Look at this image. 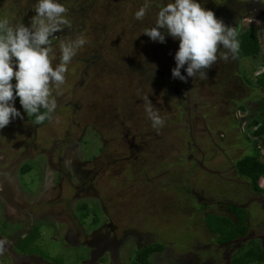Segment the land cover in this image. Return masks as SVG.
<instances>
[{
  "label": "rangeland",
  "instance_id": "obj_1",
  "mask_svg": "<svg viewBox=\"0 0 264 264\" xmlns=\"http://www.w3.org/2000/svg\"><path fill=\"white\" fill-rule=\"evenodd\" d=\"M231 1L201 0V3L205 8L213 10L217 17H221L219 8L224 5L229 6ZM233 1L235 4L239 3L243 10L248 3H253L254 9L251 12H257L264 8V0ZM35 2L36 0H0V17H7L12 22H22L28 25L31 17L35 14ZM231 5L233 6V4ZM233 8L228 12H232ZM156 13L157 10L151 15L153 20L156 19ZM97 15L100 14L97 13ZM97 15L93 14L87 18L88 25H83L82 22L78 23L77 21L76 23L71 22L70 27L73 24L77 25L73 27V32L72 30L63 32L62 27L50 37L51 46L55 53L53 64L59 60V43L61 41L74 39L79 34H83L87 38V43L77 51L70 62V64L76 65L75 68L73 66H71L72 69L70 68L71 77L69 78V72L65 75V83L58 90L59 94H57V90L54 89L53 91L56 100L59 99L53 119L49 123L38 125L32 120V117L27 116L20 103L14 101L15 107L20 110L22 117L12 119L8 125L0 128V156L3 157L4 154L7 156L5 158L6 164L15 161L18 163L9 173L15 180L14 188H17L16 182L18 181L20 189L22 188V192H17L20 199L26 198L32 202L39 197L41 184L44 185L51 178L50 184L54 189L46 194L53 199L40 201V208L44 211L50 210L53 213H60L61 221L65 222L70 221L69 213L76 215L77 224L80 227L85 226L88 234L100 231V236L106 240L111 238L113 243L115 240H119L123 229H127L131 235L125 239L122 245L120 244L121 250L118 259L121 264H131L127 259L129 252L131 262H135L133 257L135 252L132 249L136 245L133 243L132 228L151 235L154 239L153 244L166 242V247L169 245V251L173 247L181 251L186 248L188 241L193 238L196 230L202 229V225L204 227L201 231L203 234L205 233V239L209 242L214 240L216 237L208 238L211 234L209 231L215 232L209 228V225L215 227L219 223L224 224L223 218L208 212L202 219L201 214L203 213L199 212L201 214L198 216L195 211L203 210L204 206L195 204V200L190 195H186L182 189L171 187L177 183L191 185L198 194H204L208 201L212 200L213 203H209L210 209L213 210H225L224 203L227 200L240 202L244 199L242 192L244 187H237L234 183L220 180L219 175L209 176L194 165L193 158L188 159L187 156L199 157L202 151H205L204 155L207 157L210 168L223 170L220 175L245 180L243 176L235 173L236 169L233 170V164H236L241 156L254 153L252 134L256 127H249V120L247 124H242L244 132L248 133L250 140H246L244 136L240 137L238 134L237 122L232 117L234 107H232L230 100H235V97L240 98L243 93L238 87L235 89L233 86L236 80L234 68L237 67V73L243 79L251 78L255 85L254 87L246 86V89H249L245 94L252 92V99L256 98L257 94L258 96L260 93L264 94V87H259L260 92L252 89L257 87L258 74L264 70V47H261L257 56L240 58L237 65L232 60L229 62V58L227 59L228 62L222 59L220 54L224 49H221V51H217V54L220 55L217 56V61L219 62V58L221 60L219 63L215 62V66H219L214 68L215 70H206L207 79L201 80L198 75L192 78L194 102L198 104L199 110L208 113L209 118H206L213 130L214 140H212L205 132L206 130L203 129L204 125L201 118L195 115L193 109L188 112L186 105H183L185 101L181 102L182 100L180 101L176 94L166 95L162 88L159 93L150 89L143 90L142 84L138 83L143 80L144 75L141 79L137 73H131L130 60L123 61L127 55L132 56L126 54L131 52H128L127 48L118 50L108 42L109 37L104 36H108L112 31L106 34L103 29L93 27L98 23L95 19ZM111 19L110 17L109 20ZM239 22H241L240 31L254 27L261 40L259 18L243 16ZM80 26L82 29H79ZM135 44H130L133 46L132 53L137 50ZM175 46L178 48L177 44ZM96 48L105 54L103 62L96 63L93 60L84 62L82 59L96 52ZM118 53L121 60L119 58L115 61ZM157 55L154 59L153 56L149 59V65L165 68V63H167L165 56L163 54ZM236 57L239 58L238 55ZM149 75L148 73L146 77L151 81ZM181 82L185 84L186 81ZM71 87L74 88L73 92ZM182 89L183 94L187 95L185 88ZM121 95L128 101H124ZM92 97L96 103L89 102ZM144 97L149 98L153 109L164 118V125L159 131L151 126V121L147 117ZM68 102H75V104L82 106L80 115ZM65 104L66 107H62ZM89 104L94 107L93 109L96 107L99 110L98 115L101 113L104 117H108L107 120L104 117H96V121L107 133V135L105 133L104 145H106V150L104 154H101L102 140L94 131H84L85 124L90 122L91 117L95 116L93 113L96 111L95 109V111L92 110L93 113H90V110L88 111ZM204 114L206 115V113ZM245 114V111L241 110L239 116L244 117ZM74 115L76 122L80 124L72 122ZM260 115H264L263 105L258 110L257 116ZM57 118L59 122H57ZM220 129H224L226 132L223 138L218 136L217 130ZM256 140L261 153L264 154L263 139L258 138ZM218 146L223 149L218 148ZM67 148L69 150L67 168L71 180L85 189L83 193H76V200L71 198L74 194L73 191L68 190L70 181L67 179L68 175H65L66 170L63 165L62 175L55 172L52 175L47 169L48 163H53L58 169H61L59 157L64 155ZM94 154H98V160H92ZM102 155L106 162L108 159L109 161L115 159V157L120 160H115L116 162H112L113 165L111 164V166H104L103 171L100 170L99 174L93 177L91 181L93 172L87 176L83 169L94 170L96 168L95 162H97L96 164L102 163L100 160ZM88 159L91 161L86 162ZM80 162L83 165H80ZM25 163H30L32 168L23 175L20 172V167ZM156 163L162 164L160 168H156ZM6 164L3 163L1 166ZM75 166H77L76 168L79 167V170H76ZM137 167H141L140 170L146 169L144 172L147 176L134 173ZM161 168L162 171L159 172ZM132 172L133 174H131ZM260 182L263 186L264 178ZM59 183L62 184L60 193L57 190ZM24 188L32 191L29 196L23 192ZM83 204L87 205L86 212L81 208ZM237 214L245 217L248 215L245 210H238ZM210 215L212 216L210 217ZM0 216L3 217L2 212ZM249 217L252 220L258 218V212L255 211V208L254 213ZM110 220H113L118 226L115 232L107 230V223ZM65 222H60V227L63 230L61 233L58 232L55 224L42 222L35 227L34 234L23 243L28 244L30 248L34 247L35 251L50 262L80 264L82 258H88L90 250L80 244H72L64 238V231H67ZM191 227L196 230H191ZM231 231V227H225L219 233L228 234ZM91 234L89 237L92 236ZM84 236V234L80 236L81 241L84 240ZM109 253V249L105 250L99 261L103 259V264L109 262ZM167 257L170 255L166 256V251H164L154 257L153 260L155 259L157 264H165ZM142 263L144 264V262Z\"/></svg>",
  "mask_w": 264,
  "mask_h": 264
},
{
  "label": "flooded vegetation",
  "instance_id": "obj_2",
  "mask_svg": "<svg viewBox=\"0 0 264 264\" xmlns=\"http://www.w3.org/2000/svg\"><path fill=\"white\" fill-rule=\"evenodd\" d=\"M233 4V6L231 5ZM231 4L229 6L224 5L222 8H219V11H221L220 16L218 18H221L226 24L231 25L235 27L238 30V34L241 32L240 27H241V22H239L240 18H243V16H250V18L257 17L260 20V34H261V47H264V8L260 11H253L251 12L252 9H254V4L248 3L244 8L242 9V6L238 3L235 4V2L232 0ZM234 7V8H233ZM232 9V12H228V10ZM249 12V13H246ZM246 14V15H245ZM251 20V19H250ZM253 20V19H252ZM169 40L171 42V48L173 53L175 54V51L177 50V47L175 46L176 44H179L178 39H173L169 35ZM176 42V44H175ZM223 48V47H222ZM226 50V49H225ZM227 51V50H226ZM229 59L234 61L236 65L239 63V58L235 57L233 58L231 54L229 53ZM219 58V62H220ZM227 61V60H226ZM227 61V62H228ZM218 62V61H217ZM218 62V63H219ZM228 64V63H227ZM171 65L174 67L175 66V60ZM215 65V63H214ZM219 66V65H218ZM216 66L215 68H217ZM170 67H167V72L170 71L169 75L171 74V69L169 70ZM169 70V71H168ZM234 76L236 78L234 87L239 88L243 94L240 95V98H234L235 100H230L232 107H234V115L232 116L234 121L236 123V127L238 130V134L241 136H244L246 140H248L250 137L248 133L242 128L243 125L249 120L248 124L258 115V110H260V106H264V100H263V93H260L259 96H255L256 98L252 99L251 97L253 96V93L248 94L246 89V86L250 87L247 85L246 81L237 73L238 69L237 67L234 68ZM181 72L186 75L184 72V69H181ZM187 83L185 86H175L174 92L179 97V100L181 102L185 103L183 104L186 108L187 111L190 112V110H194L195 115H197L199 118H201L204 128L211 137L212 140H214L213 137V130L208 124L207 118L208 113L199 110V106L197 103L194 102V95H193V85H192V77H188L186 80ZM182 88H185L187 91V95H184L182 92ZM255 89L257 92H260V88H252ZM255 91V92H256ZM256 92V93H257ZM236 95V92L234 93ZM245 94V95H244ZM178 105V104H177ZM180 105V104H179ZM182 105V104H181ZM90 113H93L92 108L89 109ZM241 110L245 111V116L241 117L239 116L241 113ZM95 111V110H94ZM206 113V115L204 114ZM96 115L95 113H93ZM97 116L91 117L90 122H88V125H85L84 131H89L91 130L95 132V134L102 140L103 144L101 147V154L105 152V147L104 145L105 142V137L103 134H99L95 124L98 123L96 121ZM207 117V118H206ZM240 117V118H239ZM73 123H77L76 119H73ZM237 120V121H236ZM243 124V125H242ZM39 125V124H38ZM218 131V136L219 137H225L226 132L224 129L217 130ZM224 131V132H223ZM239 137V138H240ZM238 138V137H237ZM216 144V142H213ZM58 144V143H56ZM55 148V146H53ZM218 148H221L218 146ZM223 149V148H221ZM68 148L65 150L64 155L60 156V167L61 169H58L53 163L47 164V169L52 173H59V175L63 174L62 168L64 167L66 172L65 175H68V180L70 181V186L69 189L70 191H73V196L71 198H76V193L77 192H84L85 189L84 187L82 188L80 185L73 183L71 180L70 172L68 170ZM205 151H202L201 156L196 157V156H187L188 159H192V162L194 163L195 166H197L200 171L205 172L209 176H218L220 180H226V182H231L234 183L238 186L244 187L243 189V194H244V199L242 201H235V200H227L225 202V210H213L210 209V203L212 200L208 201L207 197L204 194H198L197 191L195 190L194 187L191 188V194L193 196V200H195V204L202 205L204 206V209L201 210L199 209L196 214L199 216V212H202L201 218L203 219L204 215H206L208 212L209 213H214V214H219L221 216H225L227 218L232 219L235 223H238L240 220V215L237 214L236 209H230L231 206H239L245 210L248 215L244 218L246 225H247V231L243 234H238L234 237H231L227 240L222 241L221 237L222 234L219 233V231H216L212 233L209 231L211 234L208 238L216 237L214 240H206L204 237V234L202 233L201 230H203V225L201 230H196L195 228L191 227V230L194 229L196 232L193 235V238L188 241V244L186 248H184L182 251L177 250L174 247L169 251L168 249L169 245L165 247V249L159 253H162L166 251V256L167 261L165 264H234V258L236 255H238L241 251H246L250 247H255L257 251L264 252V184L263 186L261 185V182L259 180V187L256 188L252 183L245 179H238V177H231V176H223L220 175L219 170H216L215 168H210L208 162H207V157L204 155ZM3 154V152H2ZM98 154H94L92 156V160H98L97 156ZM7 156L4 154L3 157L0 156V213L2 212L3 217L0 216V264H56L54 262H50L49 260L45 259L43 256H41L37 251H35L34 247L30 248L28 244L23 243L24 241L26 242L28 238H30L34 234L35 227L42 223V222H49L52 224H55L57 226L58 232H63L62 228L60 227V222H65L61 221V215L60 213H53L49 211H44V209L40 208V201L42 200H52L53 197H48V192H51L54 187L50 184V181L52 180L51 178L49 179L50 181H47L44 185L41 184V189L39 190V197L34 199L32 202L28 201L26 198L23 200L20 199L19 193L22 192V188L20 189L19 187V182H16L17 188H14V179L10 176L9 173L12 172V170L18 165L17 161L13 163H5V158ZM103 155L101 156V161L102 163L96 164L95 162L94 165H96V168L90 169V170H84L89 176V173L91 174V181L93 180V177H95L97 174H99L100 170L103 171L104 166H111L112 162L114 159L109 161V159L104 161L103 160ZM202 159H201V158ZM19 160V159H18ZM91 161L90 159L86 160V162ZM6 164L5 166H1L2 164ZM10 164V166H8ZM80 165H83L81 162L79 163ZM207 164V165H206ZM63 165V167H62ZM113 165V164H112ZM22 166L20 167V172L24 175L26 172H22ZM103 166V167H102ZM77 166H75L76 168ZM233 170H235V164H233ZM76 170H79V167L76 168ZM88 171V172H87ZM236 173V171H235ZM53 175V174H52ZM51 175V177H52ZM65 177V176H64ZM263 179V178H262ZM21 181V180H20ZM225 182V183H226ZM44 183V182H43ZM84 183V182H83ZM22 184V182H21ZM59 193L61 192L62 189V184L59 183L58 187ZM241 189V188H240ZM50 190V191H49ZM242 190V189H241ZM19 192V193H17ZM23 192L26 194V196H29L32 192L30 190H27L26 188L23 189ZM38 192V191H37ZM58 193V195H59ZM78 195V194H77ZM36 201V202H35ZM213 203V202H212ZM194 206V205H193ZM201 206V207H202ZM105 207V206H104ZM254 208L255 211L258 212V218L255 220H252L249 215L254 213ZM70 221L65 222V227L67 231L65 232L64 238L67 239L69 242L72 244H80L84 248H89L90 252L88 254V258H82L80 260V264H103V259L102 261H99V258L103 256L105 250L109 249V254H110V261L107 262L106 264H121L119 258L120 255V244L127 239V237L131 234H129V231L127 229H123V232L121 234V237L118 238L116 235V238L119 240H115V243H113L110 239L108 238L107 240L104 239L101 235V232H94L93 234L89 233L85 226H79L77 224V216L73 214H68ZM67 224V225H66ZM105 225V224H103ZM102 227V226H101ZM117 224L113 221L110 220L107 223V230L111 231H116ZM208 229L207 227H205ZM106 229V228H104ZM104 233V232H103ZM219 233V234H218ZM84 236V240L81 241L80 236ZM90 234L92 235L91 237ZM132 234L134 235L133 237V243L136 245V249H132L135 254H134V260L135 262H131L130 259V252L127 254V259L131 264H142L141 263V251L147 247L150 244H153L154 239L151 235L148 233H143L139 232L137 229L132 228ZM136 236V237H135ZM138 236V237H137ZM173 243V242H172ZM171 243V244H172ZM172 246V245H171ZM177 254H174L175 252ZM174 252V253H173ZM158 253L157 251L152 252L150 255H148L147 259L150 263L155 264V259L153 260V254ZM169 254V255H168ZM173 255V256H172ZM105 262V261H104ZM261 264H264L262 262Z\"/></svg>",
  "mask_w": 264,
  "mask_h": 264
},
{
  "label": "clouds",
  "instance_id": "obj_3",
  "mask_svg": "<svg viewBox=\"0 0 264 264\" xmlns=\"http://www.w3.org/2000/svg\"><path fill=\"white\" fill-rule=\"evenodd\" d=\"M152 5L153 0H144L133 13L134 19L143 20ZM157 7L154 24L142 32L161 43L166 35L178 39L175 66L171 69L174 78L186 81L188 77L198 75L201 80L207 79L206 69L217 61L218 47L227 50L221 57L224 60L229 58V53L233 58L238 55V30L218 18L213 10L205 8L201 0H168L167 3L158 0ZM67 12L68 8L61 0H36L35 14L28 25L0 17V128L8 125L10 120L22 117L14 105L17 97L24 112L28 117H34L36 124L53 119L57 109L53 91L55 89L59 94L68 65L87 43L83 34L61 41L59 62L53 64L55 53L50 37L62 27L70 26ZM182 68L186 75L181 72ZM144 99L151 126L159 131L164 118L153 109L148 97Z\"/></svg>",
  "mask_w": 264,
  "mask_h": 264
},
{
  "label": "trees",
  "instance_id": "obj_4",
  "mask_svg": "<svg viewBox=\"0 0 264 264\" xmlns=\"http://www.w3.org/2000/svg\"><path fill=\"white\" fill-rule=\"evenodd\" d=\"M61 2L64 3L65 6L68 8V12L66 13V16L72 23H76L77 21L78 23L82 22L81 24L83 25L84 24L88 25L87 18L90 15H93V14L97 15V13L100 14V15H97V17L95 18L97 19L96 22L98 23L95 24V26L93 27L95 28L98 27L101 30L103 29V31L106 32V34L107 32L112 31L110 32L108 36H104V37H109L108 42L112 46H115V48L118 50L127 48L128 52H131V53H126V54H131L132 56L127 55V57H125L123 61H126L127 59L130 60L129 62H130L131 73L132 72L137 73L138 76L140 75L141 79H142V75H144L143 80H141V82L138 83V84H142L141 86L143 87V90L150 89L156 93H159L160 89L162 88V91L166 95H169V94L175 95V92H174L175 86H178V85L185 86V84L187 83L186 81L184 84L181 82L179 78H174L173 76L169 75L170 68H173L171 63H173L174 61V53L171 48V42L169 40V35H166L165 41L161 45V42L151 40L147 36V34L142 32L145 28L151 27L154 24L153 22H155V20L152 19L151 15L154 13L155 10L158 11V7H157L158 0H153V5L149 11V14H147L143 20H135L133 17V13L144 3V0H61ZM162 2L165 3V0H162ZM110 17L112 18L111 20H109ZM114 20L117 22H115ZM121 21H124V22H121ZM74 26H77V25L73 24L71 27L64 26L62 30H64L63 32H67L69 30L70 31L72 30L73 32ZM79 29H82V27ZM161 31H164V30L161 29ZM106 34L104 33V35ZM238 40L240 42V49H239L238 57L240 58L248 57V56L254 57L260 53L261 43H260L258 33L254 27H249L241 31L238 34ZM131 43L132 44L136 43L135 45H137V50L134 53H132L133 46L130 45ZM96 49H97L96 52L87 55L82 60L84 62L90 61V60H93L96 63L103 62V60L105 59V54H102V52H100L98 48ZM221 49H224V48L219 47L218 51L219 50L221 51ZM221 52L222 53L220 55H222L223 53L227 51L224 49ZM157 54H163L165 56V60L167 61V63H165V68L155 67V66L152 67L151 65H149L150 64L149 59L152 56H153L152 58L154 59L155 55ZM220 55L217 54V56H220ZM116 58L117 59L115 61L119 60V58L121 60V56L119 53L118 55H116ZM58 62L59 60L57 61V63ZM263 63H264V58H263ZM55 64L56 63H54V65ZM71 66H73L74 68L76 67L75 64L74 65L72 63L69 64L68 66L69 70L65 73V75L68 72L69 74L71 73V69L73 68V67L71 68ZM167 67H170L168 70L169 72L166 71ZM215 67L216 66L213 64L210 68H208V70L209 69L215 70L214 69ZM148 73L150 74L149 76L151 77V81L148 80L146 77ZM70 77H71V74L69 75V78ZM244 80L246 81L247 85H249L250 87L255 86L251 78H246V79L244 78ZM14 82L15 81L13 78V83ZM256 86L264 87V70L260 74H258ZM72 88L73 87H71V89ZM73 90L74 88L72 89V92ZM121 97L123 98L124 96L121 95ZM123 100L128 101V99H124V98ZM15 101L19 102V98L17 97ZM89 102H92V104L96 103L94 102L93 97L92 99H90ZM68 103L70 104L71 107L75 109V111L77 110L76 112H78L79 113L78 115H80L82 106L80 104L79 105L75 104V102H68ZM58 104H59V101L57 103V106ZM62 107H66V104L63 105ZM90 108L93 109L94 107H92V105L89 104L88 111ZM95 113H96L95 116L104 117L101 113L98 115L99 113L98 109H96ZM260 116H256L248 124L249 127H256L252 134L254 137V139H252V141L254 142L253 143L254 147H255L254 153L245 154L241 156L235 164L236 172L239 175L243 176L245 179L249 180L252 183V185H254L256 188L259 187V180L264 178V157H262L264 156V154L261 153L258 141L256 140L259 138V139H263L264 141V115H260ZM72 117H74L72 119H75L76 116L74 115ZM104 118L107 120L108 117L105 116ZM32 120L34 121V117H32ZM49 122H50L49 120H45L42 123H49ZM79 122H82V120H79ZM76 124H80V123L77 122ZM88 124L89 123L87 122L85 125H88ZM94 124L99 134H103L104 136L107 135L106 131H103L102 126H100L99 123L98 124L94 123ZM248 138L249 140L251 139L250 137ZM115 160L118 161L120 159H117L115 157L113 162H116ZM161 165L162 164L159 165V163L155 164L157 169L160 168ZM31 168L32 167L30 163H25L22 166V172H28L31 170ZM140 169L141 167H137V170L134 171V173L144 174L143 176H147V174L144 172L146 171V169L144 170H140ZM161 171H162V168L160 169L159 172ZM131 174H133V172ZM173 187H176L179 190L182 189L186 195H190V197L193 198L191 194V188H192L191 185L189 184L182 185V184L177 183V184H173L171 188ZM81 208L85 210L86 212L87 205L83 204L81 205ZM231 209H236L237 211L238 210L243 211V209L239 206H231ZM211 216L212 215H210V217ZM217 216L219 218L220 217L223 218L224 224L219 223V225H215V227H212L208 224L210 229L212 228V230H214L215 232L221 231L225 227H231L232 229L230 233L222 234V237H221L222 241L227 240L231 237H234L238 234H243L247 231V225L244 220L245 216H240V220L238 221V223H235L232 219L227 218L225 216H221L218 214ZM166 245H167L166 242L165 243L160 242L159 244L157 243L150 244L147 247H145L141 251V256H140L141 263L144 262V264H152L147 259L148 255H150L152 252H155V251L157 252L163 251ZM262 262H264V252L257 251L255 247H250L246 251H241L234 258V264H261Z\"/></svg>",
  "mask_w": 264,
  "mask_h": 264
},
{
  "label": "crops",
  "instance_id": "obj_5",
  "mask_svg": "<svg viewBox=\"0 0 264 264\" xmlns=\"http://www.w3.org/2000/svg\"><path fill=\"white\" fill-rule=\"evenodd\" d=\"M158 254H159V252L158 253H154L153 254V258L156 257V256H158ZM155 264H157L156 261H155Z\"/></svg>",
  "mask_w": 264,
  "mask_h": 264
},
{
  "label": "water",
  "instance_id": "obj_6",
  "mask_svg": "<svg viewBox=\"0 0 264 264\" xmlns=\"http://www.w3.org/2000/svg\"><path fill=\"white\" fill-rule=\"evenodd\" d=\"M165 3H167V0H165Z\"/></svg>",
  "mask_w": 264,
  "mask_h": 264
}]
</instances>
